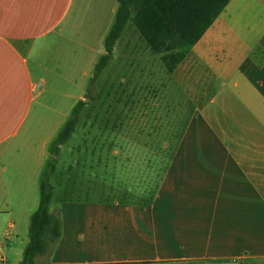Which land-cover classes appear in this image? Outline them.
<instances>
[{
	"label": "crops",
	"instance_id": "1",
	"mask_svg": "<svg viewBox=\"0 0 264 264\" xmlns=\"http://www.w3.org/2000/svg\"><path fill=\"white\" fill-rule=\"evenodd\" d=\"M116 8L0 0V264H21L49 141L85 98ZM42 73L79 92L35 107L51 87ZM168 76L190 109L153 188L134 202L64 191L49 210L60 235L33 264H264V0H229ZM7 240L24 245L16 263Z\"/></svg>",
	"mask_w": 264,
	"mask_h": 264
},
{
	"label": "rangeland",
	"instance_id": "2",
	"mask_svg": "<svg viewBox=\"0 0 264 264\" xmlns=\"http://www.w3.org/2000/svg\"><path fill=\"white\" fill-rule=\"evenodd\" d=\"M118 41L123 53L119 59L111 56L90 83L75 130L60 146L57 167L50 177L53 189L49 210L64 191L73 196L87 193L89 198L105 202L140 201L156 183L161 164L170 158L185 123L189 103L181 91L167 88L169 76L159 55L145 45L131 22ZM130 48L135 51V60L129 63ZM144 51L149 59L143 66ZM42 74L51 87L44 85L45 91L35 100V107L38 100L60 107L63 100L56 91L71 95L79 92L68 82L59 86L63 80L51 73ZM36 186L38 196V182ZM5 217L0 215L2 230L6 228ZM9 243L7 240L3 251L8 262L16 263L24 245L10 247Z\"/></svg>",
	"mask_w": 264,
	"mask_h": 264
},
{
	"label": "trees",
	"instance_id": "3",
	"mask_svg": "<svg viewBox=\"0 0 264 264\" xmlns=\"http://www.w3.org/2000/svg\"><path fill=\"white\" fill-rule=\"evenodd\" d=\"M113 22L103 38L104 52L94 64L88 86L108 65L112 49L131 22L146 46L159 55L167 72H172L212 24L229 0H116ZM85 97H88L86 91ZM86 104L78 100L67 119L49 141L48 156L38 178V203L29 216L27 242L22 251L21 264H33L35 257L46 251L60 235V220L49 211L53 186L50 177L56 170L60 146L71 136L79 114Z\"/></svg>",
	"mask_w": 264,
	"mask_h": 264
}]
</instances>
